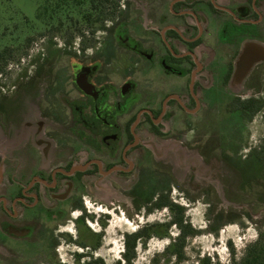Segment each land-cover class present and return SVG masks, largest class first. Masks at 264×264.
Instances as JSON below:
<instances>
[{
	"label": "flooded vegetation",
	"instance_id": "af4514ba",
	"mask_svg": "<svg viewBox=\"0 0 264 264\" xmlns=\"http://www.w3.org/2000/svg\"><path fill=\"white\" fill-rule=\"evenodd\" d=\"M142 1L143 13L126 4L124 17L92 35L96 41L81 46L76 64L55 66L46 50L27 84L14 85L12 97L0 93L3 141L21 136L5 112L17 93L37 119L33 135L0 153V264H64L59 239L71 242L63 232L69 223L78 230L75 264H103L81 261L97 245L79 238L92 218L87 186L117 175L133 184L134 210L149 213L150 199L171 186L163 185L148 141L192 133L186 144L210 151L216 135L221 152L237 160V135L264 104V0ZM239 64L241 72L250 65L244 85L254 95L229 99L223 88ZM227 128L234 142L228 146ZM253 163L256 170L260 157Z\"/></svg>",
	"mask_w": 264,
	"mask_h": 264
},
{
	"label": "rangeland",
	"instance_id": "374dc122",
	"mask_svg": "<svg viewBox=\"0 0 264 264\" xmlns=\"http://www.w3.org/2000/svg\"><path fill=\"white\" fill-rule=\"evenodd\" d=\"M44 2L0 0V93L4 96L12 97L14 85L29 82L28 78L34 70L31 66L35 65V60L36 64H40L41 54H45L46 50L51 54L55 66H61L66 61L69 65L76 64L74 55L78 56L77 51L84 43L96 41L93 38L95 33L101 32L110 21L124 17L123 6L131 4L142 13L145 6L142 0H120L118 10L106 18L103 28L94 29L92 24L83 21L76 10L62 8L52 18L40 17ZM144 24L149 26L152 23ZM219 25L217 21L214 24L216 33ZM129 30L136 32L134 28L129 27ZM247 44L245 48L253 49L250 43ZM67 50L71 56H67ZM126 60V57L119 58L118 64ZM250 65L243 74L235 72L230 76L228 86L223 88L229 99L254 95L244 85ZM214 80L219 81L220 74ZM25 97L17 93L5 105L8 115L5 119L13 122L11 129L22 132L19 140L10 143L1 137L0 153L4 148L9 150L19 142L24 143L29 133L34 134L37 119L29 115L31 103ZM236 107L237 104L230 105V108ZM263 113L264 104L238 133L240 147L234 153L235 161L216 146L219 140L216 135L212 138L213 148L210 151L186 144L192 138V133L185 138L166 137L159 144L148 141L153 147L156 163L165 172L166 182L163 185L165 188L171 186L167 194L169 200L184 209V220L196 233L186 239L180 260L165 254L169 238L151 237L144 246L137 244L131 264H205L208 259L209 264H231L233 259L242 258L248 245L256 241L264 244V167L261 164L256 170L252 167L253 161L264 153ZM32 138L36 139L37 136ZM222 139L227 146L234 143L228 128L222 134ZM209 152H212V158ZM244 170L247 171L246 180L242 178ZM132 185L128 180L113 175L87 186L86 213L89 211L92 218L85 221V227L81 226L79 238L89 247L94 243L97 245L81 261L99 259L103 264H126L123 258L125 234L134 233L145 225L158 224L157 230H160L161 224L171 220L172 215L167 208L153 209L150 213L142 208L140 212L135 211L133 201L128 197ZM77 214L79 211L74 216ZM65 230L63 232H67L72 243L60 237L59 254L64 264H75V254L80 252V247L73 240L78 238V230L72 223ZM168 233L171 238L176 237L177 227L172 225Z\"/></svg>",
	"mask_w": 264,
	"mask_h": 264
},
{
	"label": "trees",
	"instance_id": "16d2710c",
	"mask_svg": "<svg viewBox=\"0 0 264 264\" xmlns=\"http://www.w3.org/2000/svg\"><path fill=\"white\" fill-rule=\"evenodd\" d=\"M119 3L120 0H45L40 9V17L52 18L62 8L67 9V11L76 10L85 23L92 24L94 29H99L103 28V22L106 18L111 17L118 10ZM252 108H254V105H252ZM260 162L264 167V153L260 157ZM152 199H150L151 205L148 212L150 213L154 208H167L172 215L171 220L161 224L159 226L160 230H157L158 224L145 225L134 233L125 234L123 236V258L126 264L132 263L137 244L141 243L144 246L146 240L151 237L169 238L170 242L166 247L165 254L180 260L184 252L186 239L196 233L191 225L184 220V209L172 203L167 194L161 192L154 202H152ZM101 225L104 226L105 224L102 222ZM172 225L177 227L178 230L174 238H171L168 233ZM209 263L208 259L205 264ZM231 264H264V244L261 241H256L248 245L242 258L236 261L233 259Z\"/></svg>",
	"mask_w": 264,
	"mask_h": 264
},
{
	"label": "water",
	"instance_id": "95a60500",
	"mask_svg": "<svg viewBox=\"0 0 264 264\" xmlns=\"http://www.w3.org/2000/svg\"><path fill=\"white\" fill-rule=\"evenodd\" d=\"M242 65V64H241ZM240 64L238 65V69H237V71H236V73L237 74H240L241 73V71H240V66H241Z\"/></svg>",
	"mask_w": 264,
	"mask_h": 264
},
{
	"label": "bare ground",
	"instance_id": "6f19581e",
	"mask_svg": "<svg viewBox=\"0 0 264 264\" xmlns=\"http://www.w3.org/2000/svg\"><path fill=\"white\" fill-rule=\"evenodd\" d=\"M244 72H245V70H244V71H242V72L240 73V75H241V74H243Z\"/></svg>",
	"mask_w": 264,
	"mask_h": 264
}]
</instances>
